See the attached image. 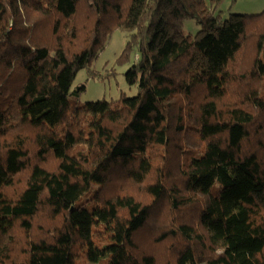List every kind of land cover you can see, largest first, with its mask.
Wrapping results in <instances>:
<instances>
[{
  "label": "trees",
  "instance_id": "obj_1",
  "mask_svg": "<svg viewBox=\"0 0 264 264\" xmlns=\"http://www.w3.org/2000/svg\"><path fill=\"white\" fill-rule=\"evenodd\" d=\"M223 1L0 0V264H158L154 223L166 264H264V10ZM116 30L137 92L82 103Z\"/></svg>",
  "mask_w": 264,
  "mask_h": 264
},
{
  "label": "rangeland",
  "instance_id": "obj_2",
  "mask_svg": "<svg viewBox=\"0 0 264 264\" xmlns=\"http://www.w3.org/2000/svg\"><path fill=\"white\" fill-rule=\"evenodd\" d=\"M206 1L210 4L212 0ZM218 10L222 12L224 18L229 17L230 14H256L264 10V0H224ZM184 29L186 33L196 34L201 29V26L195 20H187ZM128 39V32L122 30L114 31L108 43L99 51L97 57L89 65V69L85 67L79 71L73 82V88L76 89L85 85V91H83L82 96L79 98L80 102L86 103L100 99L116 100L124 94L127 96L136 94L137 86H130L125 76L127 69L134 61V57H131L130 61L124 64L118 60L122 55ZM192 138L193 134H190V141ZM164 211H158L157 216L159 214L164 215L166 213ZM188 213L190 216L192 215L191 212ZM160 225L157 224L156 226L154 223L153 227H156V229L152 232L148 231L143 233L141 230L139 232L138 242L145 251L152 249L151 244L154 241L157 243L161 242L159 245L162 246L158 245L156 247L155 255L158 264H166L174 258L172 250L175 249L177 240L174 236H170L166 242L159 240V234L166 230L165 228L161 229Z\"/></svg>",
  "mask_w": 264,
  "mask_h": 264
}]
</instances>
